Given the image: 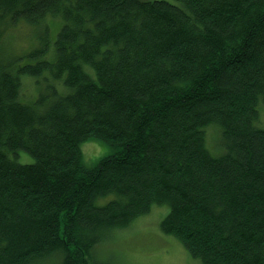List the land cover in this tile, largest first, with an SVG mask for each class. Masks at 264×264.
<instances>
[{
  "label": "trees",
  "instance_id": "trees-1",
  "mask_svg": "<svg viewBox=\"0 0 264 264\" xmlns=\"http://www.w3.org/2000/svg\"><path fill=\"white\" fill-rule=\"evenodd\" d=\"M263 108L264 0H0V264H108L165 204L197 264H264Z\"/></svg>",
  "mask_w": 264,
  "mask_h": 264
},
{
  "label": "rangeland",
  "instance_id": "rangeland-1",
  "mask_svg": "<svg viewBox=\"0 0 264 264\" xmlns=\"http://www.w3.org/2000/svg\"><path fill=\"white\" fill-rule=\"evenodd\" d=\"M264 108L262 119L264 120ZM220 130L216 126L209 127L208 147L213 153L222 150ZM91 142L87 144L88 142ZM93 141V142H92ZM84 143L87 155L84 160L88 165L96 163L99 158L109 153V146L101 140L92 138ZM210 143L212 147L210 146ZM87 144V145H86ZM96 152V153H95ZM95 153V154H94ZM91 155V156H90ZM19 159L31 162L33 157L27 152ZM106 200H99L104 203ZM168 205H154L152 210L137 217L127 228L117 230L113 238L104 240L97 249V260L108 264H197L200 259L194 258L184 243L173 235L166 234L161 229V221L168 212ZM118 236V237H117ZM112 239V240H111ZM103 244V245H102ZM37 264H56L53 261H38Z\"/></svg>",
  "mask_w": 264,
  "mask_h": 264
},
{
  "label": "bare ground",
  "instance_id": "bare-ground-1",
  "mask_svg": "<svg viewBox=\"0 0 264 264\" xmlns=\"http://www.w3.org/2000/svg\"><path fill=\"white\" fill-rule=\"evenodd\" d=\"M23 47V46H22ZM21 49V48H20ZM27 62V61H26ZM29 62V61H28ZM27 76V75H26ZM39 77V76H38ZM26 78V77H25ZM24 81V79H23ZM261 102V101H260ZM261 108V107H260ZM262 111V110H261ZM260 112V111H259ZM264 115V114H263ZM264 121V120H263ZM261 123V122H260ZM259 126V125H258ZM86 163V162H85ZM118 237V236H117ZM113 238V237H112ZM104 240V239H103ZM112 240V239H111ZM103 245V244H102ZM199 257V256H198ZM203 260V259H202Z\"/></svg>",
  "mask_w": 264,
  "mask_h": 264
}]
</instances>
